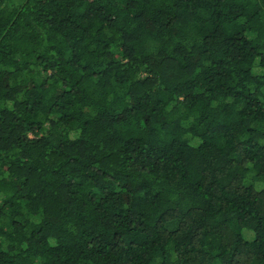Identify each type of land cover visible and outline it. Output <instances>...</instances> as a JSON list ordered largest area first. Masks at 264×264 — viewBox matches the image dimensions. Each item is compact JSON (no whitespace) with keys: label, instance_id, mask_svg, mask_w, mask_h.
<instances>
[{"label":"trees","instance_id":"16d2710c","mask_svg":"<svg viewBox=\"0 0 264 264\" xmlns=\"http://www.w3.org/2000/svg\"><path fill=\"white\" fill-rule=\"evenodd\" d=\"M0 264H264V0H0Z\"/></svg>","mask_w":264,"mask_h":264}]
</instances>
